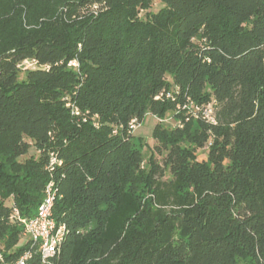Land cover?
Instances as JSON below:
<instances>
[{
    "label": "trees",
    "instance_id": "obj_1",
    "mask_svg": "<svg viewBox=\"0 0 264 264\" xmlns=\"http://www.w3.org/2000/svg\"><path fill=\"white\" fill-rule=\"evenodd\" d=\"M50 182L49 264H264V0H0V264Z\"/></svg>",
    "mask_w": 264,
    "mask_h": 264
},
{
    "label": "built area",
    "instance_id": "obj_2",
    "mask_svg": "<svg viewBox=\"0 0 264 264\" xmlns=\"http://www.w3.org/2000/svg\"><path fill=\"white\" fill-rule=\"evenodd\" d=\"M32 68V62L25 61ZM76 66L75 63L72 64ZM203 115L212 123H215L211 106L201 109ZM162 122L163 120H159ZM136 124L133 125L135 129ZM55 161V160H53ZM57 197L53 182L47 184L45 188L44 198L37 209L36 215L31 218H21L19 212L16 216L24 226V237L29 242L28 250L14 264H27L33 254H38L42 263L49 264L50 259L58 252L66 234L65 225H58L53 216L54 203Z\"/></svg>",
    "mask_w": 264,
    "mask_h": 264
},
{
    "label": "rangeland",
    "instance_id": "obj_3",
    "mask_svg": "<svg viewBox=\"0 0 264 264\" xmlns=\"http://www.w3.org/2000/svg\"><path fill=\"white\" fill-rule=\"evenodd\" d=\"M163 7V4L159 1H154L152 4V9L151 12L156 13L158 12L161 8ZM31 66L29 64H25L23 66V70L30 68ZM160 122L157 118L151 116V115H147L144 119V121L141 124H136V127L134 129V137L136 139V141H141V143L143 144L142 146V153L145 157V160L147 161L148 158L151 155V151H152V147L154 145V141L152 138V132H153V128L154 126ZM164 126L166 127H175L178 123L176 122V120L172 117V116H168L165 120H163L161 122ZM206 152H207V148H205L202 151H199L198 153V159L199 160H203L206 159ZM26 241L25 240H21V243H24Z\"/></svg>",
    "mask_w": 264,
    "mask_h": 264
}]
</instances>
